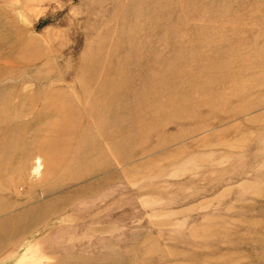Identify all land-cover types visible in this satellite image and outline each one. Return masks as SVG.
<instances>
[{"label":"rangeland","instance_id":"rangeland-1","mask_svg":"<svg viewBox=\"0 0 264 264\" xmlns=\"http://www.w3.org/2000/svg\"><path fill=\"white\" fill-rule=\"evenodd\" d=\"M0 131V264H264V0H0Z\"/></svg>","mask_w":264,"mask_h":264},{"label":"bare ground","instance_id":"bare-ground-1","mask_svg":"<svg viewBox=\"0 0 264 264\" xmlns=\"http://www.w3.org/2000/svg\"><path fill=\"white\" fill-rule=\"evenodd\" d=\"M50 91H51V90H50ZM49 97H51V95H50V94H47L46 97H45V99L42 100L43 105H44L45 107H46V106H47V107H50V106H52V105L54 104V102H53L54 98H52V97L49 98ZM48 98H49V99H48ZM32 100H33V99H32ZM56 101H58V100H56ZM40 102H41V101H40ZM45 107H44V108H45ZM67 120H69V119H67ZM7 132H8V131H7ZM2 134L5 135V134H6V131H5V132L0 131V136L3 137L4 135H2ZM36 170H37V169H36ZM36 170H35V171H36Z\"/></svg>","mask_w":264,"mask_h":264}]
</instances>
